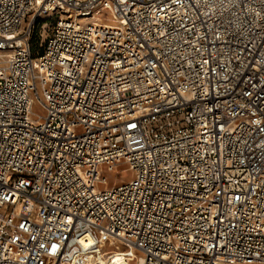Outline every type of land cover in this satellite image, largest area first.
I'll return each mask as SVG.
<instances>
[{"label":"built area","instance_id":"2783aa9c","mask_svg":"<svg viewBox=\"0 0 264 264\" xmlns=\"http://www.w3.org/2000/svg\"><path fill=\"white\" fill-rule=\"evenodd\" d=\"M108 245L264 264V0H0V264Z\"/></svg>","mask_w":264,"mask_h":264},{"label":"rangeland","instance_id":"374dc122","mask_svg":"<svg viewBox=\"0 0 264 264\" xmlns=\"http://www.w3.org/2000/svg\"><path fill=\"white\" fill-rule=\"evenodd\" d=\"M101 17L105 21L111 19V16H109V14H102ZM54 19L55 18L52 17L51 19L48 20V22L50 24L48 23L46 25V29L43 30L42 36H40V33L39 32L35 35L36 38H37L35 40V42H37L36 45H37V47H38L39 50H43V48H44V47H42L44 44L41 46L42 39L45 38L47 32H50L51 28L53 27V24L52 23H54V21H55ZM89 20H90V18H89ZM91 20H98V19L97 18H93ZM36 109L39 110V111H42L41 108H38L37 107ZM131 175H132V172H131V170H130V168L128 166H126L125 168H122V170L119 171L118 173H116V172H108V176L110 177V179H113L114 178L118 182H122L123 180H125L128 177H130ZM120 264H123V263H120ZM132 264H136V262L134 261V262H132Z\"/></svg>","mask_w":264,"mask_h":264},{"label":"bare ground","instance_id":"6f19581e","mask_svg":"<svg viewBox=\"0 0 264 264\" xmlns=\"http://www.w3.org/2000/svg\"><path fill=\"white\" fill-rule=\"evenodd\" d=\"M106 23L109 24V25H114L115 24V20L113 18H111L110 20H107ZM113 170L116 171L117 168H114ZM107 248L108 249H114V248H116L114 250L115 252L113 253L112 257L107 260V264H120V263H123V264H132L124 256V254L126 252V248H121L120 246L112 247L110 245H108ZM106 256H107V254H106ZM106 256L105 255H101V253L100 254L98 253L95 256H93L91 258H88V259L89 260H97V262H95V264H97L99 260L106 261V259H105Z\"/></svg>","mask_w":264,"mask_h":264},{"label":"trees","instance_id":"16d2710c","mask_svg":"<svg viewBox=\"0 0 264 264\" xmlns=\"http://www.w3.org/2000/svg\"><path fill=\"white\" fill-rule=\"evenodd\" d=\"M36 39H37V38H36ZM36 39H35V40H36ZM36 43H37V42H36ZM42 51H43V50H40V52H42Z\"/></svg>","mask_w":264,"mask_h":264}]
</instances>
